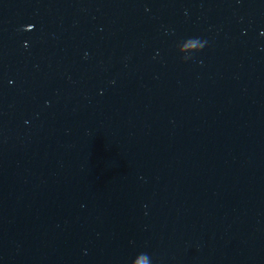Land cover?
I'll return each instance as SVG.
<instances>
[{"label": "water", "instance_id": "95a60500", "mask_svg": "<svg viewBox=\"0 0 264 264\" xmlns=\"http://www.w3.org/2000/svg\"><path fill=\"white\" fill-rule=\"evenodd\" d=\"M145 258L264 264V0H0V264Z\"/></svg>", "mask_w": 264, "mask_h": 264}, {"label": "clouds", "instance_id": "9594fccd", "mask_svg": "<svg viewBox=\"0 0 264 264\" xmlns=\"http://www.w3.org/2000/svg\"><path fill=\"white\" fill-rule=\"evenodd\" d=\"M206 44H207V41L204 39L201 45L196 49V52H200L206 46ZM181 51L184 52V55L181 56L180 59L182 61H188V57L191 54L190 50L181 49ZM9 83H11V81H9ZM45 103H47V101ZM144 264H148L147 258H145Z\"/></svg>", "mask_w": 264, "mask_h": 264}]
</instances>
